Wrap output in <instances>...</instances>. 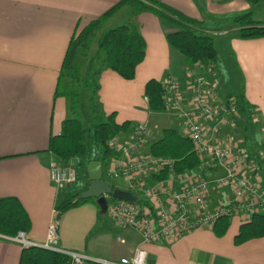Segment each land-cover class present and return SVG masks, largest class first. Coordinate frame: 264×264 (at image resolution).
<instances>
[{"label":"crops","instance_id":"obj_1","mask_svg":"<svg viewBox=\"0 0 264 264\" xmlns=\"http://www.w3.org/2000/svg\"><path fill=\"white\" fill-rule=\"evenodd\" d=\"M118 1L0 0V197L17 198L27 211L31 221L26 234L29 240L42 244L48 226L57 222L61 248L109 260L130 256L140 236L131 228L122 233L111 222L101 221L99 207L91 200L68 209L57 219L55 205L76 191H84L89 175L86 169L82 181L79 177L72 187L56 188L49 177V162L54 156L48 144L52 135L60 133L62 122L75 114L70 98L58 93L60 86H71L70 79L60 75L69 41ZM160 1L200 20L207 30L210 25H227L228 19L232 21L235 14L250 6L247 0ZM123 23L137 26L146 44L144 60L132 80L123 79L107 67L92 76L104 54L96 57L97 50L89 54L87 47L79 51L75 64L79 71H92L89 80L98 85L90 100L94 107L89 121L96 117L106 120L114 113L119 124L126 120L131 125L145 122L150 134L140 151L147 152L163 128L180 130L183 125L166 111L155 113L148 109L145 83L150 79L162 82L167 76L183 81L184 56L166 40V35L176 28L157 15L125 6L102 26L111 24L112 28ZM227 30V36L232 32L234 35L224 42L240 71L242 91L250 105L247 146L253 154L264 155V38L241 39L236 26ZM88 151L93 154L96 149L92 146ZM77 172L79 176L83 173L80 169ZM221 173L219 168L202 164L186 176L201 174L213 179ZM140 175L139 180L146 185L154 182L149 172ZM111 182L118 188L135 191L124 178ZM163 182L174 183L175 175ZM218 198L214 196L213 201ZM246 221L231 217L221 236L205 227L176 242L145 245L147 264H264V236L241 244L234 242L240 225ZM118 236L124 243L116 239ZM22 248L0 234V264H18Z\"/></svg>","mask_w":264,"mask_h":264},{"label":"built area","instance_id":"obj_2","mask_svg":"<svg viewBox=\"0 0 264 264\" xmlns=\"http://www.w3.org/2000/svg\"><path fill=\"white\" fill-rule=\"evenodd\" d=\"M215 69L211 61L195 63L185 69L183 81L167 76L162 85L164 111L182 123L179 132L191 140L201 165L219 168L220 175L206 179L201 174L188 177L172 174L174 183L154 181L146 185L139 180L140 174H155L164 167L171 169L173 163L169 158L140 151L150 134L147 124L135 123L107 142L114 154L104 166L103 178L128 180L135 190L132 193L142 198L140 202L107 199L106 213L114 225L131 228L140 236L130 256L109 260L61 248L57 222L48 226L42 244L29 240L22 231L13 237L7 236L9 240L23 248L38 246L62 253L67 256L64 264H147L145 245L176 242L201 228H212L220 217L238 216L249 220L255 214L264 215V155L254 156L248 148L242 116L234 100L220 93ZM77 173L74 159L49 162V177L58 189L75 184ZM223 194L225 198L221 197ZM214 196L219 198L213 201ZM116 239L124 243L121 237Z\"/></svg>","mask_w":264,"mask_h":264},{"label":"trees","instance_id":"obj_3","mask_svg":"<svg viewBox=\"0 0 264 264\" xmlns=\"http://www.w3.org/2000/svg\"><path fill=\"white\" fill-rule=\"evenodd\" d=\"M251 6H255L262 0H247ZM125 6L133 8L137 12L148 11L176 28L172 33L166 35L170 46L184 56L185 69L195 63L213 62L216 67L223 66V57L216 49L215 39L207 32L203 23L195 18L187 16L181 11L173 8L160 0H119L103 14L93 19L85 27L81 28L69 41L61 67V76H66L71 81L69 88L59 87L60 94L70 98L71 109L80 100V94L74 90L75 85L81 82V74L75 61L79 51L87 47L88 39L98 31L104 22ZM253 9L237 13L232 18V24L237 27V36L241 39L264 38V21L253 19ZM145 40L137 26L123 23L107 29L97 40V51L95 56L101 53L104 58L101 66L92 73L97 75L100 70L107 67L125 80H132L136 75L138 65L145 57ZM236 65V64H235ZM237 88H232L226 98L233 99L242 116V130L248 137V122L251 119L250 105L245 101L242 91L240 71ZM229 76V75H228ZM227 76V77H228ZM93 94L98 85L92 81ZM162 82L150 79L145 83L144 96L147 98L148 109L155 113L165 110ZM221 93V92H220ZM77 98V99H76ZM77 100L75 103L74 100ZM131 128L129 121L117 123L114 113L106 120L96 117V121L86 126L77 116L65 119L61 125V131L52 135L49 139L48 151L54 159L66 162L74 159L79 167L86 170L91 160H99L105 166L113 151L108 147V140L120 132H126ZM88 142L96 149L89 154ZM149 153L154 157H166L173 161L171 169L164 167L158 173L151 175L152 181H164L170 175H184L197 170L201 161L194 151L193 144L189 138L183 136L177 128L165 127L160 136L150 142ZM112 187H116L111 184ZM76 191L55 205L57 215L63 214L68 209L81 205L93 198L83 199ZM137 201H142L138 197ZM96 203V202H95ZM60 218V217H59ZM229 217L218 218L212 229L218 236L223 235L228 229ZM31 229V221L27 211L20 201L15 197H0V234L13 237L19 231L27 234ZM264 236V215L255 214L248 221L242 223L234 237L236 244H241L250 239ZM67 256L54 250L38 246L22 248L18 264H64Z\"/></svg>","mask_w":264,"mask_h":264},{"label":"rangeland","instance_id":"obj_4","mask_svg":"<svg viewBox=\"0 0 264 264\" xmlns=\"http://www.w3.org/2000/svg\"><path fill=\"white\" fill-rule=\"evenodd\" d=\"M248 9H253V11H254L253 19L264 21V0L260 1L255 6L250 5ZM227 23H228L227 25H218V24L217 25H210L211 28L206 30L207 32L211 33V35L214 37L216 49L218 51H220V53L222 54V57H223V66L221 65L220 68L216 67L215 76H217V78H219L220 92L224 96L228 95V93L230 92V90H232V88H237V85H239V83H238L239 75L237 74V71H236L235 62H234V60L230 54V50L226 47V43L224 42V39H226V40L231 39V37L234 35V32H232L231 35L227 36V34L229 32L227 29L229 27L234 26L230 19H228ZM110 25L111 24H109V25L107 24L105 26H102L101 29L96 31L88 39L87 51L89 54H92L93 52H95L97 50L98 37L101 35L102 32H104L108 28H110L111 27ZM91 72L92 71H88L86 73L85 69H82L80 71L82 80L80 83H78L74 87V90L80 94V96H79L80 100L75 105L76 107L74 109V113H75L74 116H77L79 119H81L82 122L86 126H89L92 122L96 121V119H94V118H92V120L89 121V118H91L90 116L93 114L91 109L94 107L93 106L94 104L92 102H90V100L93 97V91H92V87H91L92 81L89 80ZM76 99L74 100L75 103L77 102ZM80 109H82V111ZM248 144H249V142H248ZM88 147H89V150H91L92 145L89 142H88ZM77 169H80L83 172L80 176L78 175V178L80 177L79 181H82V179H83L82 175L85 174V169L82 167H79L78 165H77ZM111 183L113 184V182H111ZM72 186H69V187H72ZM62 190H65V188H63ZM99 216H100L101 221L108 222V223L111 222L114 225L112 219L108 216L107 213H103V214L99 213ZM119 229L121 230L120 232H122V233L124 232L125 229L130 230V228H119ZM135 235L139 236V234L136 231H135Z\"/></svg>","mask_w":264,"mask_h":264},{"label":"water","instance_id":"obj_5","mask_svg":"<svg viewBox=\"0 0 264 264\" xmlns=\"http://www.w3.org/2000/svg\"><path fill=\"white\" fill-rule=\"evenodd\" d=\"M86 169L89 175L88 187L80 192L79 197L83 199H95L100 213H106L108 197L129 202H136L138 200L137 196H135L130 190L112 187L111 183L103 178L101 161H89ZM59 217L60 215H57V219Z\"/></svg>","mask_w":264,"mask_h":264}]
</instances>
